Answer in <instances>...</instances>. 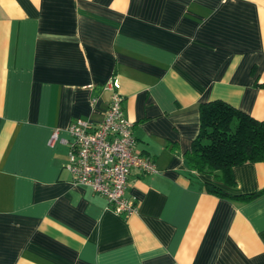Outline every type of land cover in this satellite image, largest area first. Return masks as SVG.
Here are the masks:
<instances>
[{
	"label": "crops",
	"instance_id": "obj_1",
	"mask_svg": "<svg viewBox=\"0 0 264 264\" xmlns=\"http://www.w3.org/2000/svg\"><path fill=\"white\" fill-rule=\"evenodd\" d=\"M113 76L158 168L129 175L128 216L64 167ZM213 99L264 119V0H0V264H264V192L205 186L259 192L264 161L228 185L185 159Z\"/></svg>",
	"mask_w": 264,
	"mask_h": 264
},
{
	"label": "built area",
	"instance_id": "obj_2",
	"mask_svg": "<svg viewBox=\"0 0 264 264\" xmlns=\"http://www.w3.org/2000/svg\"><path fill=\"white\" fill-rule=\"evenodd\" d=\"M119 88L114 76L103 84L108 102L98 122L80 117L69 122V150L64 167L69 182L89 186L106 199L114 212L128 216L137 207L136 198L125 195L129 175L154 174L158 168L149 156L136 149L133 121L125 114ZM95 101L92 98V105ZM57 137L55 129L48 143L52 145Z\"/></svg>",
	"mask_w": 264,
	"mask_h": 264
},
{
	"label": "trees",
	"instance_id": "obj_3",
	"mask_svg": "<svg viewBox=\"0 0 264 264\" xmlns=\"http://www.w3.org/2000/svg\"><path fill=\"white\" fill-rule=\"evenodd\" d=\"M199 131L185 152L188 166L211 173L232 185V168L244 162L264 161V119H256L222 99L199 104ZM207 190L218 196L239 201L251 200L264 192L232 195L213 184Z\"/></svg>",
	"mask_w": 264,
	"mask_h": 264
}]
</instances>
